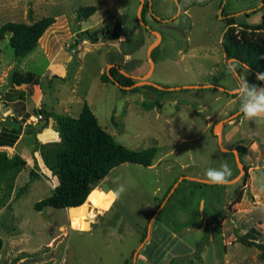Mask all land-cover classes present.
<instances>
[{"label":"rangeland","instance_id":"obj_1","mask_svg":"<svg viewBox=\"0 0 264 264\" xmlns=\"http://www.w3.org/2000/svg\"><path fill=\"white\" fill-rule=\"evenodd\" d=\"M177 1L179 11L176 0H144L141 21L140 0H0V25L55 18L24 57L14 55L8 38L0 43V121L15 113L24 118L14 146H0V151L26 161L12 190L0 187V264H125L137 248L135 264H264L258 248L238 239L247 235L264 243V193L259 191L264 185V117L249 120L240 112L230 118L241 101L228 92L238 80L221 46L227 19L234 18L236 29L256 25L262 12L250 11L260 2L225 0L219 16L223 0ZM116 23L118 39L84 40L71 48L81 30L111 33ZM152 30L161 37L149 80L164 88L132 92L102 82L110 63L136 76L148 72V49L157 40ZM128 41L133 44L125 50ZM237 71L264 88L255 72ZM28 73L31 81L15 83V76ZM203 84L212 85L182 88ZM83 102L116 141L133 150L155 146L157 154L148 167L124 163L113 168L96 189L108 192L119 178L126 191L96 215L88 230L76 231L66 208H33L58 183L36 147L59 141L53 116L38 136L34 115L46 108L76 116ZM215 126L225 148H245L243 171L227 186L184 177L206 179L208 168L225 161L231 178L239 174L232 151L220 148Z\"/></svg>","mask_w":264,"mask_h":264},{"label":"trees","instance_id":"obj_2","mask_svg":"<svg viewBox=\"0 0 264 264\" xmlns=\"http://www.w3.org/2000/svg\"><path fill=\"white\" fill-rule=\"evenodd\" d=\"M260 7L251 10L250 13L260 11L261 20L256 25L245 26L236 29L233 17L227 19V27L223 31L221 46L225 59H235L247 65L253 72L263 73L264 59V0ZM91 14L94 7H89ZM87 8H84V13ZM144 8L141 10L143 19ZM55 18L44 16L28 24L18 21H7L0 25V43L8 38V44L17 57H24L30 53L38 44L45 31L49 29ZM120 36L119 24H115L113 32L103 30L89 31L81 30L74 44L70 45L76 50L81 47L82 42L87 40L94 43L107 39H118ZM133 43L128 41L125 50L131 49ZM158 46L151 51L155 60L154 52ZM121 65L114 63L108 70H105L100 78L102 82L114 83L117 81L122 91H127L123 86L131 85L135 81L132 77L120 72ZM112 77V79H111ZM15 83L21 84L33 79V74L28 73L26 77L15 76ZM114 79V80H113ZM35 83V82H34ZM143 88L159 90L152 85L135 86L130 91H140ZM18 96H23L22 91ZM42 119L39 120L36 132H41L48 124L49 116H53L56 122V131L59 141L41 143L36 150H39L44 165L57 177L58 183L52 189V193L33 204L36 211L50 206L54 208H76L84 205L90 193L96 188L107 174L115 167L124 163H133L148 167L152 164L157 154L155 146H149L140 150H133L124 144L116 141L98 122L96 115L87 102H83L77 116L61 113L54 114L40 108ZM20 117V118H19ZM23 115L10 114L5 120L0 121V146L12 147L22 133ZM29 125V124H28ZM240 159L245 154L243 146H236ZM26 161L19 154L8 156L6 152L0 151V187L6 186L9 192L12 190L14 180L18 173L25 166ZM33 174V172H31ZM206 184V183H205ZM238 239L249 246H255L260 250L261 258L264 260V243L257 242L244 236ZM2 239L0 237V249ZM125 264H132L126 262Z\"/></svg>","mask_w":264,"mask_h":264},{"label":"clouds","instance_id":"obj_3","mask_svg":"<svg viewBox=\"0 0 264 264\" xmlns=\"http://www.w3.org/2000/svg\"><path fill=\"white\" fill-rule=\"evenodd\" d=\"M260 59H264V56L260 57ZM238 68L248 72L247 65L242 64L234 58L229 61L228 70L238 80L234 92L240 97L241 102L239 111L249 120L264 117V88L258 87L255 84H250L246 76L237 71ZM256 79L258 81H264V73L257 74ZM205 176L207 182L211 185L227 186L231 183L230 178L232 177V170L225 161L221 163L219 168H208L205 172ZM118 179L119 178H117V181ZM117 181H114V183H117L116 188L109 190L107 193L94 190L90 193V197H96L99 200L107 201L108 203L105 205V210H107L108 207L120 199L122 194L126 191L125 186ZM259 191L264 193V185L261 186ZM73 227H76V225L74 224ZM86 227L87 225H81L80 230L83 231Z\"/></svg>","mask_w":264,"mask_h":264},{"label":"water","instance_id":"obj_4","mask_svg":"<svg viewBox=\"0 0 264 264\" xmlns=\"http://www.w3.org/2000/svg\"><path fill=\"white\" fill-rule=\"evenodd\" d=\"M224 1H225V0H223L222 3H221L220 10H219V14H218L219 16H220V11H221V9H222V7H223V2H224ZM261 4H262V1L260 2V4H258L257 7H254V8H252L251 10H254V9L260 7ZM176 5H177V7H178L177 10L179 11V10H180V6H179V3H178L177 0H176ZM143 6H144V0H140V4H139V7H138V15H139V18H140L141 21H142L141 10H142V7H143ZM144 25H145V27H146L147 29H149V27H148L146 24H144ZM152 32H154V33L157 34V40H155L154 42H152V44L150 45V47H149V49H148V58H149V62H150L149 70H148V72H147L146 74H144V75L136 76V75H132V74H130V73L124 71L123 69H120V72H122L123 74H125V75H127V76H130V77H132V78H137V80H136L134 83H132L131 85L123 86V88H125V89H131V88H133V87H135V86H141V85H146V84H147V85H148V84H149V85H153V86H155V87H157V88H159V89L164 88V87L160 86L159 84H156V83H154V82H152V81L149 80V76L151 75V72H152V70H153V66H154V60H153V58H152V56H151V51H152V49L157 45V41H158V39H160V37H161V35H160L159 32L154 31V30H152ZM230 60H232V59H229L228 62H229ZM113 64H114V63H110V64L108 65L107 72H108L109 68H110ZM255 74L257 75V74H259V72L256 71ZM111 79H112V77H111ZM113 80H114V79H113ZM114 82H115V84L118 85L117 81L114 80ZM261 82H264V81H261ZM211 85H212V84H203V85H184L182 88H187V87H190V88H192V87H194V88H196V87H211ZM176 88H180V87L178 86V87H176ZM219 88H220V89H224V88L221 87V86H219ZM167 89H170V90H171V89H173V88H172V87H168ZM228 92H230L231 94L235 93V92H234V89H233V90H228ZM239 113H240V111H238V112L232 114V115L230 116V118H233V117L237 116ZM219 122H220V124L223 123L222 120L219 121ZM213 132H214V134L217 136V140H218V144H219L220 148L223 149V150H225V151H232V153L234 154V158H235L236 164H237V166H238V168H239V174H238L237 176H234L233 178L230 179V180H231V183H233V181H234L235 179H237V178L239 177L240 173L243 171V168H242V162H241V160H240L239 153H238L237 149H228V148H225V147L223 146V144H222V135H221V133L219 132V128H217V127L215 126ZM184 177H185V178H188V179H191V180L198 181V182L208 183V182H207V179H204V178L191 177V176H184ZM157 211H158V210H157ZM152 218H153V217H152ZM152 218H151V220H150V222H149V224H148L147 235H146V237H145V240L148 238V235H149V229H150V226H151ZM142 243H144V240L142 241ZM138 250H139V248H137V249L133 252L132 264H135Z\"/></svg>","mask_w":264,"mask_h":264},{"label":"bare ground","instance_id":"obj_5","mask_svg":"<svg viewBox=\"0 0 264 264\" xmlns=\"http://www.w3.org/2000/svg\"><path fill=\"white\" fill-rule=\"evenodd\" d=\"M94 190L100 191L99 189L96 188H94ZM107 203H108L107 201H102L97 199L96 197H90L89 195L84 205L76 208L67 209L69 221L71 223V228L76 231H81L80 230L81 225H87L86 229L83 231L88 230L90 223L93 221L96 215L98 213H101L102 211H105V205H107ZM74 224L76 225V227H73Z\"/></svg>","mask_w":264,"mask_h":264},{"label":"crops","instance_id":"obj_6","mask_svg":"<svg viewBox=\"0 0 264 264\" xmlns=\"http://www.w3.org/2000/svg\"><path fill=\"white\" fill-rule=\"evenodd\" d=\"M80 110H81V108H80ZM80 110L78 111V114H79ZM63 113H64V112H63ZM66 114H67V113H66ZM78 114H77V115H78ZM77 115H76V116H77ZM73 116H74V115H73ZM49 122H50V121H49ZM49 122H48V124H49ZM47 126H48V125H47ZM47 129H48V127H45V128L43 129V131H44V130H47ZM55 132L57 133L56 136L58 137V132H57V131H55ZM41 133H42V131L38 133V136H39V135H42ZM98 188H99V187H98ZM99 189H100V191L102 190L101 188H99ZM102 192H104V191L102 190ZM104 193H107V192H104Z\"/></svg>","mask_w":264,"mask_h":264},{"label":"built area","instance_id":"obj_7","mask_svg":"<svg viewBox=\"0 0 264 264\" xmlns=\"http://www.w3.org/2000/svg\"><path fill=\"white\" fill-rule=\"evenodd\" d=\"M42 119V114L38 112L36 115H34V121H39ZM30 122V120H28Z\"/></svg>","mask_w":264,"mask_h":264}]
</instances>
